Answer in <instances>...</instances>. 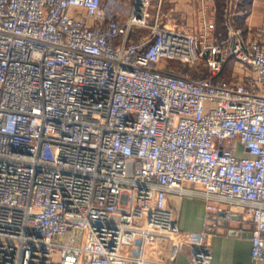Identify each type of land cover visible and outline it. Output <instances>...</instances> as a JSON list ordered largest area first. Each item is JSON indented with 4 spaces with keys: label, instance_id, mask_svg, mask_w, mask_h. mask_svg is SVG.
<instances>
[{
    "label": "built area",
    "instance_id": "built-area-1",
    "mask_svg": "<svg viewBox=\"0 0 264 264\" xmlns=\"http://www.w3.org/2000/svg\"><path fill=\"white\" fill-rule=\"evenodd\" d=\"M197 1L0 0V264H209L171 192L264 260V14Z\"/></svg>",
    "mask_w": 264,
    "mask_h": 264
},
{
    "label": "crops",
    "instance_id": "crops-1",
    "mask_svg": "<svg viewBox=\"0 0 264 264\" xmlns=\"http://www.w3.org/2000/svg\"><path fill=\"white\" fill-rule=\"evenodd\" d=\"M175 11L172 17L183 18L180 25H194L200 17L199 3L197 0H171ZM209 3L206 9L215 8L217 24L221 23L224 3L223 0H215V5ZM250 8L238 5V10L246 11L247 20L256 22L260 15L264 14V0H251ZM211 6V7H210ZM232 10V7H231ZM254 17V18H253ZM187 188H196L192 184H185ZM168 205L175 213L178 226L183 231H198L202 228L203 215L205 213V199L201 195H185L171 192L168 194ZM247 231L251 225L246 224ZM213 256L211 264H264V260L252 263L249 256L248 237H224L216 236L212 240ZM144 256L155 261L154 264H192L189 259V248L177 249L172 242L160 241L149 246L144 251Z\"/></svg>",
    "mask_w": 264,
    "mask_h": 264
},
{
    "label": "water",
    "instance_id": "water-1",
    "mask_svg": "<svg viewBox=\"0 0 264 264\" xmlns=\"http://www.w3.org/2000/svg\"><path fill=\"white\" fill-rule=\"evenodd\" d=\"M204 216L205 213L203 215V224H202V228L200 230H198V232H205V233H209V237L208 238H203L201 241V248L204 250L209 249L210 252V262L209 264H211L212 261V256H213V250H212V240L214 237L216 236H224V237H236V238H241V237H248V241H249V256L250 259L252 261V263H254V260L252 259L251 255H250V250H251V241H250V236L251 233L250 231L244 230V231H239L238 230V225L236 223H221L218 224L217 226H213V225H205L204 224ZM247 226H245L244 228L246 229ZM195 248H197V246H194Z\"/></svg>",
    "mask_w": 264,
    "mask_h": 264
},
{
    "label": "rangeland",
    "instance_id": "rangeland-1",
    "mask_svg": "<svg viewBox=\"0 0 264 264\" xmlns=\"http://www.w3.org/2000/svg\"><path fill=\"white\" fill-rule=\"evenodd\" d=\"M107 0H104V2H106ZM118 3H120V4H125V3H127V1H129V0H116ZM250 1L251 0H243V4L245 5L244 7H246V9L247 8H250L249 7V5H248V3H250ZM261 16V15H260ZM254 18V17H253ZM260 18V17H259Z\"/></svg>",
    "mask_w": 264,
    "mask_h": 264
}]
</instances>
